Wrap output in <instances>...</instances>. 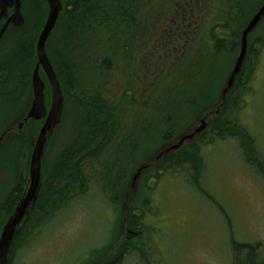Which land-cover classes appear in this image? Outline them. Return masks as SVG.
I'll return each mask as SVG.
<instances>
[{"label":"trees","instance_id":"16d2710c","mask_svg":"<svg viewBox=\"0 0 264 264\" xmlns=\"http://www.w3.org/2000/svg\"><path fill=\"white\" fill-rule=\"evenodd\" d=\"M61 2L63 11L54 36L47 44L46 53L65 95V107L71 102L80 112L76 115L79 131L60 152L51 168H46L43 164L44 184L37 208L21 237H25L26 230L34 227L36 223L42 225V222L54 216L64 200H70L86 192L85 187L82 188L81 185L85 182V169L100 157L97 151V154H91L89 151L93 149L88 143L90 132L86 131V127L91 125L94 129L102 126V130L96 129L94 135L92 134L94 145L96 148L100 145L98 148L102 150L111 149L116 137L117 140L124 141L122 133L125 132L126 120L132 117L129 113L133 110L134 114L135 108L137 111L133 124L138 131L140 123L147 124L146 127L140 128L144 132L148 126L152 128L154 122L160 123V128L155 131L157 135L156 133L154 135L157 138V141L153 140V143L156 142L155 148L149 151L147 154L149 157L156 151H163V146L188 132L197 120L219 111L194 142L157 162L153 174L169 176L179 168L188 174L193 170L194 176L186 178V181L189 183L190 180L192 186H198L200 183L198 179L201 181V168H204L202 148L212 141L225 139L238 141L246 164L264 172L263 163L258 161L257 154L261 153L255 140L235 117L236 111L240 110L243 103L242 97L240 98L241 89L247 91L242 84L245 80V71L251 62L250 57L255 53L254 41L248 42L247 55L234 86L224 100L220 94L226 80L224 77L231 70V62L238 54L241 32L257 11L261 0H61ZM22 4L25 26L12 35L13 38L7 44L5 53L0 57V102L7 107H14L18 100V108L24 112L26 108L23 102L30 91L31 73L36 63L34 46L46 19L47 7L44 0H22ZM184 4L188 7L193 6L194 12L198 11L197 19L194 18V13L193 19L197 20L194 27L190 17L193 13L187 9L183 10ZM179 5L182 7L177 10L181 14L178 20L185 21L181 28L187 30L188 36L185 38V33L181 34L184 41L180 45L181 51L175 56L156 60L154 64L158 66L154 69L151 63L147 64L145 67L149 72L148 75L144 74L146 80H139L133 72L137 69L134 66L135 58L144 52L146 44L151 43L149 33L157 30L158 26L157 24L150 26L148 22H162L165 14L168 12L174 14L175 7ZM173 18L176 20L174 15ZM189 21L192 22L191 27H187ZM263 21L264 19L261 23ZM196 26L197 33L195 31L191 34L190 30ZM152 34L154 37L159 36L156 33ZM57 35L58 45L54 47V38L56 39ZM221 57L228 59L227 69L216 67ZM114 73L119 75L121 80L118 98L114 97L113 90L106 89L112 82ZM212 73L214 79L221 78L218 85L212 80ZM11 111L12 109L8 110V116ZM121 118L125 121L122 122ZM141 120L143 121L140 122ZM40 125L41 123H38L31 130H34V137ZM116 163L136 165L138 162H131L128 156ZM129 176L130 174L125 179L128 180ZM18 186L23 188L25 184L17 182V187L13 190L17 196L13 192L8 193L6 203L8 214L20 197ZM42 215L44 218L39 220ZM22 241L19 245L20 239L17 238L13 244L8 264L15 249L22 245L25 247ZM232 247L238 256V263L243 261L244 264H264V252L261 256L252 254L251 245H240L233 241ZM245 249L250 251L247 250L246 258L241 260V252Z\"/></svg>","mask_w":264,"mask_h":264},{"label":"rangeland","instance_id":"374dc122","mask_svg":"<svg viewBox=\"0 0 264 264\" xmlns=\"http://www.w3.org/2000/svg\"><path fill=\"white\" fill-rule=\"evenodd\" d=\"M197 12V10L194 12L196 19L199 16ZM196 19H193L192 27L195 26ZM187 27H191L190 21ZM263 29L264 22L250 37L254 41L263 36V43L258 41L256 52L250 57L251 62L245 71V80L242 84L247 91L241 89L240 98L242 97L243 103L240 110L236 111L235 117L255 140L261 153L257 154L258 161L264 165ZM58 40L57 35L56 39L54 38V47L58 45ZM154 42L157 41L154 39L152 44H146L144 52L135 58L134 66L137 69L131 71L139 80H146L144 74L148 75L149 72L145 67L147 64L151 63L153 69L158 66L154 64L156 60H146L153 52ZM6 46L2 48L5 50ZM226 60L228 61L226 57H221L216 67L227 69L229 62ZM232 62L233 66L235 59ZM230 72L231 70L224 77L226 82ZM113 77L106 89L113 90L114 97L118 98L121 80L116 73ZM212 80L219 84L221 78L214 79L212 73ZM18 107V100L14 107H7L0 102V118H10L11 115H7L8 110H16ZM136 109L134 114L133 110L129 113L132 117L129 118V123L125 124V132L122 133L124 141L121 142V146L118 148L113 144L105 157L100 156L101 162L104 160L103 163L100 165L94 163L93 167L87 169L90 180L87 193L71 200L55 217L42 222V226L39 222L36 223L23 237L22 244L25 243V247L19 246L11 255L10 264H84L88 252H93L91 255L93 257L101 249H105L102 246L106 245L120 222L119 210L108 203V200L118 196L116 187L121 186L120 180L122 182L131 168L127 163L117 164L115 159L122 160L129 154L131 162L135 163L147 156L149 151L155 148L156 142L153 143V140L157 141V138L154 135L160 128V123L154 122L152 128L148 126L144 132L140 128L146 127L147 124L140 123L138 131L132 123L135 120ZM64 112L60 128L56 131L53 141L49 143L47 158L44 161L46 168L52 167L60 152L79 131L76 115L80 112L74 104L67 103ZM198 126L199 122H196L190 131ZM96 129L102 130L103 127L100 125L94 129L91 125L86 127V131L90 132L88 143L93 148L91 154H97L92 138ZM30 154L31 150L23 145L21 149L5 151L0 157V168H6L4 171L6 183L2 185H5L8 191L15 181L25 183ZM201 155L204 168L198 186L189 184L186 181V178H190L188 172L180 168L169 176L149 173L147 175H151L155 181L149 182V188L142 185L140 194L136 197L139 201L137 206L142 211L141 221L148 230L145 239L155 253L151 258L156 261L154 264H239L238 256L232 251L233 241L237 244L248 242L251 245L264 246V182L259 176L260 173L256 175V171L246 164L238 141L233 139L212 141L202 148ZM149 163L151 165L148 168H152V159L144 162ZM132 167L131 169L135 171L140 169V162ZM99 177L102 179V188V184L98 183ZM122 206L119 208L121 216L124 212ZM42 218L43 215L39 220ZM175 221L185 224L176 225ZM128 264L144 263L132 259Z\"/></svg>","mask_w":264,"mask_h":264},{"label":"water","instance_id":"95a60500","mask_svg":"<svg viewBox=\"0 0 264 264\" xmlns=\"http://www.w3.org/2000/svg\"><path fill=\"white\" fill-rule=\"evenodd\" d=\"M48 7V14L44 27L38 37L35 54L36 65L31 75V88H32V102L29 106L26 117L22 121L17 122L14 127L8 128L4 134H20L25 124L30 121H42L43 124L38 132L28 167L27 185L22 197L17 202L15 208L7 218L2 231L0 233V264H7L8 251L13 244L14 239L22 232L23 228L29 222L33 211L36 207L37 200L41 191V162L49 140L52 138L56 127L60 124L63 108V96L60 90L54 70L46 56L45 48L46 43L54 30L59 14L62 10L60 0H45ZM8 9H12V14L8 17L6 14ZM264 16V5L249 21L248 25L242 32L241 45L235 66L231 75L229 76L226 86L222 91L224 99L226 93L232 88L236 76L239 74L247 50V39L249 34L258 25ZM7 18L6 22L0 29V40L4 35L7 28L12 25L15 29L23 27L24 20L21 14V1L20 0H0V19ZM42 70L44 76L49 84L51 99L49 110L46 109L45 101V83L39 76V70ZM206 128L205 120L200 121V126L193 132L186 134L173 143L167 150L156 156L155 161H159L165 154L178 150L184 143L191 142L194 137ZM143 168L142 166L136 173L134 181L137 179L139 173Z\"/></svg>","mask_w":264,"mask_h":264},{"label":"flooded vegetation","instance_id":"af4514ba","mask_svg":"<svg viewBox=\"0 0 264 264\" xmlns=\"http://www.w3.org/2000/svg\"><path fill=\"white\" fill-rule=\"evenodd\" d=\"M184 6H185V9L182 8L183 10L187 9L189 12L193 13L190 16L191 21L193 22V20H192L194 17L193 6L188 7L187 4H184ZM181 7H180V5L176 6L174 14L170 13V12L166 13L162 22H158L155 24L148 22L150 24V26H154L156 24L158 25L157 30H153L151 32L156 33L159 36L154 37V34L149 33L151 35V37H150L151 44H152V40H154V39L157 42L153 43V45H154L153 48L150 47V49L152 48L153 52H151L150 55L147 56L146 60L151 61L152 59H155V60L165 59L167 57H170L171 55L175 56L177 54V52L181 51L180 45L184 42L182 40L181 34L185 33V38L188 37V36H186L187 30H182V28H181L182 24H185V21L184 20H178L179 18H181V14L178 13L177 10H180ZM6 14L8 16L11 15L12 9H8ZM173 15L175 16L176 20L173 18ZM6 19L7 18L0 19V29L3 26V24L6 22ZM195 31H196V28H193L192 30H190V33L191 34L195 33ZM17 32H18V30H13L11 27H9L7 29V32L4 34V36L2 37V39L0 41V49L2 50V52H4L3 51L4 49L2 47L4 45H7L12 40V38H13L12 35L16 34ZM258 41L260 43V38H257L254 40V42H255V44L253 46L254 52H256V50H255L256 46L259 44ZM185 42H186V39H185ZM173 43H175L177 45L174 46ZM250 43H252L251 39H250ZM149 46H151V45H149ZM15 111L16 110H12L10 112V115L15 113ZM120 120L122 122L125 121L122 118ZM132 120L133 119H131V121ZM126 123L127 124L129 123V119L126 120ZM34 126H37V123L36 122H30L29 126L26 127V130L24 132H22L20 135H17V136H14L12 134L11 135H5L4 132L6 130V118L1 117L0 118V157L2 155H4L5 151L7 152V150H10V149L18 150V149H21V146H23V145H26L28 150L29 149L32 150V147L34 146V141H35L36 136H37V133H36V135L34 137L33 136L34 130L31 131ZM29 127L31 128V130H28ZM120 142H121V140L120 139L117 140V137H116V142H114V144L118 146V144ZM99 146L100 145H98V147ZM98 147L95 148V150L97 152L106 153V152L110 151V149L102 150V148H98ZM5 169L6 168H0V233H1L3 225L5 224V221L8 217V213L6 212V203H7V199H8V193L10 194L13 192L14 195L17 196L16 192L13 191L17 187L16 181L11 186L9 191L7 190L5 185H2V184L6 183L5 182L6 174L4 172ZM87 169L88 168L85 169L86 172H87ZM253 169L256 171V175L258 174V172L260 173V175L259 174L258 175L262 177V181L264 182V172L259 170L258 168H253ZM133 170L134 169H131L128 172V174H130V176H129L130 180H126L125 178H123L122 182L120 180L119 184L121 186L116 187V189L118 191V196L114 199L112 198V199L108 200V203H110L111 205L116 207L119 210V212L121 209V205H123L122 206V208L124 210L123 214L128 215V217L122 218L121 213H120V222L117 226V229L113 230L112 235L110 236V238H108L106 245L102 246L105 249H101V251L97 252L96 255H94L93 257H91L93 252H88L85 256V258L87 259L88 262L86 261L84 264H128V262H130L132 259H136L138 262L144 263V264L156 263V261H154V259L151 260V258L154 257L155 253H154V251H152L151 246L148 244V242L145 239V235H148V232H146V230L143 229V227H145V225L141 221L142 220L141 208L140 207L134 208L131 206L136 202V198L134 197L136 191L141 190L142 185H144V187L149 188V186H148L149 182L151 180L152 181H155V180L153 179V177L151 175H147V173H146V175L142 176V174H143L142 172H144V171H142L139 178L137 179V181L136 180L134 181L135 172H133ZM155 170H156V168L153 171H151L150 173H155ZM99 171L100 170H98V174H99ZM3 172H4V174H3ZM160 172H161V170L159 169V173ZM163 175H165V174H163ZM141 176H142V178H141ZM139 179H141V180L139 181ZM199 179H198V181L201 182ZM89 182H90V180H89V178H87V176L85 174V182H83V184H81L82 188H84L85 184H87ZM99 182L101 183V181H99ZM189 182L191 184L190 180H189ZM81 185H78V187ZM18 187H19V193L18 194L21 195L22 187H20V186H18ZM101 187H103V186H101ZM171 221L174 222L173 220H171ZM175 224L182 226L185 223L184 222L180 223L179 221H177V222L175 221ZM26 232H30V230H27ZM35 236L36 235H34V237ZM20 237L18 238V239H20L19 245L21 244V241L23 240V237H21V238ZM150 243H151V240H150ZM249 245H251V244H249ZM251 246H252V249H251L252 254H254V255L258 254V256H261V254H263V252H264V249H263L264 246L263 245L256 244V245H251ZM156 248L159 249L158 246H156ZM247 250L248 249H245L241 252V255H240L241 260H242V258H246ZM248 251H250V250H248ZM10 257H11V255H10ZM146 257H147V260H146ZM239 264H244V262L240 261Z\"/></svg>","mask_w":264,"mask_h":264},{"label":"bare ground","instance_id":"6f19581e","mask_svg":"<svg viewBox=\"0 0 264 264\" xmlns=\"http://www.w3.org/2000/svg\"><path fill=\"white\" fill-rule=\"evenodd\" d=\"M183 146H184V145H182L179 149H181ZM32 148H33V147H32ZM179 149H178V150H179ZM178 150H176V151H178ZM176 151L171 152V154L174 153V152H176Z\"/></svg>","mask_w":264,"mask_h":264}]
</instances>
